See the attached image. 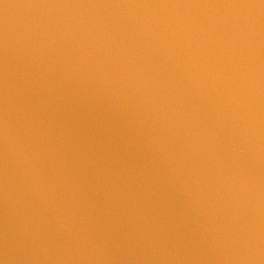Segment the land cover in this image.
<instances>
[{"label":"water","instance_id":"95a60500","mask_svg":"<svg viewBox=\"0 0 264 264\" xmlns=\"http://www.w3.org/2000/svg\"><path fill=\"white\" fill-rule=\"evenodd\" d=\"M0 264H264V0H0Z\"/></svg>","mask_w":264,"mask_h":264}]
</instances>
